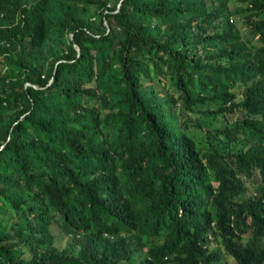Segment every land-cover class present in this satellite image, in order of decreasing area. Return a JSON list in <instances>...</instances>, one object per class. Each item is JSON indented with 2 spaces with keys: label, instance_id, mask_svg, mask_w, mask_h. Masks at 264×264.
Segmentation results:
<instances>
[{
  "label": "trees",
  "instance_id": "obj_1",
  "mask_svg": "<svg viewBox=\"0 0 264 264\" xmlns=\"http://www.w3.org/2000/svg\"><path fill=\"white\" fill-rule=\"evenodd\" d=\"M232 259L264 264V0H0V264Z\"/></svg>",
  "mask_w": 264,
  "mask_h": 264
},
{
  "label": "rangeland",
  "instance_id": "obj_2",
  "mask_svg": "<svg viewBox=\"0 0 264 264\" xmlns=\"http://www.w3.org/2000/svg\"><path fill=\"white\" fill-rule=\"evenodd\" d=\"M236 22H237L238 24H241V21H240L239 19H236ZM230 259H231V258H230ZM231 264H237V263H236V261H234V260L232 259Z\"/></svg>",
  "mask_w": 264,
  "mask_h": 264
},
{
  "label": "water",
  "instance_id": "obj_3",
  "mask_svg": "<svg viewBox=\"0 0 264 264\" xmlns=\"http://www.w3.org/2000/svg\"><path fill=\"white\" fill-rule=\"evenodd\" d=\"M72 36H73V34H72ZM76 49L78 50V51H80V48L76 45Z\"/></svg>",
  "mask_w": 264,
  "mask_h": 264
}]
</instances>
